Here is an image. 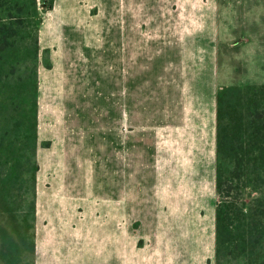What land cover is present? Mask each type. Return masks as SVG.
Here are the masks:
<instances>
[{
    "label": "rangeland",
    "instance_id": "obj_1",
    "mask_svg": "<svg viewBox=\"0 0 264 264\" xmlns=\"http://www.w3.org/2000/svg\"><path fill=\"white\" fill-rule=\"evenodd\" d=\"M16 1L24 3L23 10L15 8ZM203 1L205 14L211 15L215 25L213 55L199 53L198 71H188L186 77L204 79V85L187 87L185 102L181 101V87L179 97L178 91L171 95L165 87H139L133 104L126 98L124 124H118L116 87L56 85V25L50 21L56 17V8L47 14L54 1L42 8L29 0H0L2 22L22 18L14 25L19 41L21 36L27 37L22 44H29L35 34V7L43 21L38 39L39 32L44 36V45H39L34 133L29 105L15 116L6 113L8 102L0 105V264L15 263L6 260L8 248L19 250L30 244L21 240V232L8 229L9 225L36 226L45 221L52 227L56 186L65 178L73 181L69 184L72 195H62L69 203L82 209L86 202L92 210L109 208L121 226L144 224L147 228L156 223L152 230L158 251L161 243L171 241V255L167 244L168 264H216L215 204L221 208L229 205L232 210L226 212V224L231 233L224 236L223 264H264V156L248 167L247 151L252 146L243 137L249 126L250 131L259 130L253 144L264 150V0ZM77 11L81 13L82 7ZM189 13L195 15L196 11L190 9ZM209 56H213L212 63H208ZM116 58L114 54L115 62ZM47 60L49 66L44 64ZM31 64L28 61L20 69L17 65L15 74L24 66L30 69ZM92 64L105 65L116 83V63ZM223 87L231 88L223 113L231 118L236 114L235 129L230 133L235 132L232 145L243 158V167L232 174L230 163L221 166L227 191L220 196L215 191V101ZM128 97L132 100L129 91ZM192 115L200 122L183 127L181 118L187 121ZM31 168L35 170L31 172ZM38 194L46 203L44 220L37 216ZM33 200L36 216L31 213ZM153 234H132L144 246L142 256L150 257V263L159 257L150 249ZM128 236L125 233L126 239ZM125 249V264L134 263L127 262L132 254Z\"/></svg>",
    "mask_w": 264,
    "mask_h": 264
},
{
    "label": "crops",
    "instance_id": "obj_2",
    "mask_svg": "<svg viewBox=\"0 0 264 264\" xmlns=\"http://www.w3.org/2000/svg\"><path fill=\"white\" fill-rule=\"evenodd\" d=\"M52 1L54 7L47 14L56 8V17L50 18L56 25V85L116 87L118 124H124L126 98L133 104L139 87H165L171 95L178 91L177 97L181 87V101L185 102L187 87L204 85V79L199 82L195 77L191 80L186 77V72L198 71L199 53L203 55L206 51L213 55L215 25H212L211 15L205 14L203 0ZM78 7H82L81 13L77 11ZM190 9L196 14H190ZM43 39L39 32L41 46ZM45 39L50 40L48 36ZM50 59H54L53 54ZM104 60L107 65L116 63V83L114 74L111 79L105 65L92 64ZM208 61L212 63L213 56H209ZM210 96L213 98V90ZM188 119L181 118L180 124L188 127L200 122L194 115ZM71 183V179L65 178L56 186V199L52 202L56 213L51 215V228L44 224L45 221L36 226L34 223L9 225L8 229L21 232V240L30 241V244L19 250L8 248L7 261L11 258L14 264H125L127 248L132 254L131 260L127 261L134 262L131 264H168L167 244L171 255V241L160 242L158 251L152 230L156 223L147 228L144 224L135 228L121 226L109 208L92 210L86 202L82 209L69 203L62 195H72ZM36 197L37 216L44 220L46 203L38 199L39 194ZM133 214L132 210L131 217ZM137 214L141 216V213ZM129 231L153 234L150 249L153 248L159 257L151 263L150 257L143 258L141 250L144 246L139 245ZM125 233L129 235L128 239ZM129 239L131 241L127 242Z\"/></svg>",
    "mask_w": 264,
    "mask_h": 264
},
{
    "label": "trees",
    "instance_id": "obj_3",
    "mask_svg": "<svg viewBox=\"0 0 264 264\" xmlns=\"http://www.w3.org/2000/svg\"><path fill=\"white\" fill-rule=\"evenodd\" d=\"M32 4L37 5V7L43 6H51L52 0L44 2H37V0H29ZM15 8L19 11L23 10L25 7L24 3L14 2ZM36 9V10H35ZM35 11H33L32 15L34 16L35 21V34L32 36L29 44H22L25 42L26 36H21V41L16 37L17 29L14 25H17L22 18H18V22H2V17H0V105L4 106V101L8 102V109L6 113L11 112L13 116L19 115L24 107L27 105L30 106V110L32 109V117L30 124V128L32 129L31 133H34L36 128V119H37V108H38V72L37 66L39 64V39H38V27L41 23V18L39 16V12L35 7ZM10 16V15H9ZM18 26V25H17ZM20 45L24 46V50L20 51ZM29 61V66L31 64V68H27L28 66H24L22 72L15 74L14 68L20 63L26 64ZM21 64V65H22ZM44 64L49 66L50 63L47 62ZM19 65V68L21 67ZM29 72V73H28ZM15 77V78H13ZM231 88L223 87L219 89L216 95V113H217V123H216V178H215V191L218 195L222 196L223 191H227L226 183L227 180L223 179V173H221V166L227 165L230 163L232 166L231 172L232 174L236 173L239 168H242L243 158L237 156L238 152L233 147V139L235 138V132L232 134L230 131H234L235 124L234 117L225 116L223 110L227 106V99L229 96ZM256 100V99H255ZM254 100V101H255ZM3 109L0 108V114ZM223 113V114H222ZM246 120V119H245ZM237 120L235 119V122ZM250 122V121H249ZM246 121V125L249 124ZM240 123V120H239ZM18 123H16L15 131L18 130ZM237 124V123H236ZM27 125V123L25 124ZM239 126H242V120ZM4 131V129H3ZM259 131V130H258ZM257 131V132H258ZM255 131H250V126L247 128V132L243 135L244 141H248L251 143L252 149L247 151V165H251L252 161H259L261 157L263 158L264 150L260 148H256L253 142L257 139L258 134ZM229 134V136H228ZM232 135V138L230 137ZM229 143V144H228ZM263 152H262V151ZM229 165V164H228ZM36 168V167H35ZM35 170L31 168V172ZM237 177L240 178V175L236 174ZM34 181V176L32 178V183ZM34 193V192H33ZM32 215L34 216L35 207L34 200L32 202ZM215 232H216V245H215V262L216 264H223L222 257L225 252H223V245H226L225 235L231 232L228 230L226 224V212L232 210L229 205L220 207L218 203L215 204ZM235 208V207H234ZM233 208V209H234ZM226 209V210H225ZM230 209V210H229ZM15 209H8L7 211H14ZM17 223V222H15ZM33 223V222H32ZM246 235L244 232L241 234L242 241H245ZM223 254V255H222Z\"/></svg>",
    "mask_w": 264,
    "mask_h": 264
}]
</instances>
